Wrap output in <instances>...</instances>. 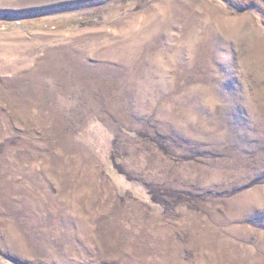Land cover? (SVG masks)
<instances>
[{
	"label": "rangeland",
	"instance_id": "1",
	"mask_svg": "<svg viewBox=\"0 0 264 264\" xmlns=\"http://www.w3.org/2000/svg\"><path fill=\"white\" fill-rule=\"evenodd\" d=\"M0 264H264V0H0Z\"/></svg>",
	"mask_w": 264,
	"mask_h": 264
},
{
	"label": "trees",
	"instance_id": "2",
	"mask_svg": "<svg viewBox=\"0 0 264 264\" xmlns=\"http://www.w3.org/2000/svg\"><path fill=\"white\" fill-rule=\"evenodd\" d=\"M71 21H73L72 25L79 24V21H77L76 19H71Z\"/></svg>",
	"mask_w": 264,
	"mask_h": 264
}]
</instances>
